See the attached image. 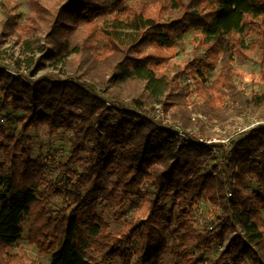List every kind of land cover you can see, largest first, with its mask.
<instances>
[{
	"label": "trees",
	"instance_id": "trees-1",
	"mask_svg": "<svg viewBox=\"0 0 264 264\" xmlns=\"http://www.w3.org/2000/svg\"><path fill=\"white\" fill-rule=\"evenodd\" d=\"M125 1L66 0L54 11L36 7L33 23L46 28L44 41L53 49L45 51L32 36L23 43L26 62L32 66L31 54L44 52L46 60L74 66L69 81L30 85L0 71L4 109L13 102L28 105L29 112L17 136L0 126L6 156L0 162V264L18 259L8 250L23 239L25 222L28 241L50 255L51 264H163L167 247L155 239L161 230L169 231L177 248L176 264H264V124L238 136L217 160L209 148L159 130L142 112L160 103L175 108L174 117L185 126L198 125L187 110L188 86L181 85L191 76L212 103L210 109L196 108L207 118L223 112L227 98L235 114L264 113V94L249 97L239 90L235 78L242 75L233 66L251 50L264 59V0H145L139 8H124ZM109 15L111 27L99 29L98 20ZM7 17L6 34L19 21ZM81 27L89 28V37L72 52L84 56L75 66L70 41ZM191 31L203 55L171 64L179 41ZM90 58L93 64L85 67ZM98 92L120 106L106 107ZM126 100L137 111L123 108ZM41 127L51 137L62 129L75 135L68 160L57 168L55 194L64 201L57 211L41 191L48 166L35 158L29 135ZM253 179L259 190L249 188ZM203 199L221 210L206 232L197 228L196 205ZM110 217L121 223L117 232ZM229 234L226 248L209 260L206 253Z\"/></svg>",
	"mask_w": 264,
	"mask_h": 264
},
{
	"label": "rangeland",
	"instance_id": "rangeland-1",
	"mask_svg": "<svg viewBox=\"0 0 264 264\" xmlns=\"http://www.w3.org/2000/svg\"><path fill=\"white\" fill-rule=\"evenodd\" d=\"M66 0H0V71L11 74L12 76L21 78L24 82L30 85H35L44 80H50L55 83L67 82L74 73V66L70 69L59 64L52 59L46 60L44 58L45 53L37 51L32 53L33 65L28 66L26 62V56L23 55V43L26 40L37 36L41 40L45 51L52 50L53 47L44 41L47 36V30L44 26L37 27L33 23V19L36 18V7L41 6L49 11H54L60 8ZM118 0H109L111 4H115ZM145 0H126L124 2V8L130 7H141L142 2ZM3 7V8H2ZM8 7V8H7ZM157 7V5L153 6ZM7 8V12L6 9ZM7 15H16L19 17L16 31L10 30V33L6 34ZM119 15H123L119 13ZM114 15H109L105 18L98 20L97 27L103 29L105 27H111L110 20ZM34 29V30H33ZM88 27H81L76 32L70 41V60L73 65L77 66L83 62L82 53H72L76 46L87 45L88 42ZM198 35L191 31L185 34L179 41L175 57L171 59V64L184 65L188 62L194 61L198 56L203 55L205 48L197 47ZM199 39V38H198ZM105 44L104 39L99 40V48H102ZM172 52L168 54L171 55ZM17 60H20L21 65H17ZM93 64L92 58L85 62V67H90ZM20 66V67H19ZM234 69L238 71L242 78H235V83L239 90L245 92L249 97L254 94H264V59L257 50H251L247 58L236 57L233 63ZM222 66L219 65L216 71L212 73L211 81H215L218 78L219 71ZM73 72V73H72ZM181 85L186 87L190 91L189 107L188 111L192 117V120L199 122L196 126H185L182 119H176L174 117L175 108L166 109L163 104L156 103L151 109H143V113L154 115L153 112L158 110L160 120L162 122L173 125L181 124L185 130L195 129L200 136L206 138H217L222 141L218 145V148H223L219 153H212L213 157L217 160H222V157L228 155L230 149L228 148L229 140L232 137H238L249 129L253 128L259 122H264V113H243L235 114L234 107L231 104L230 98L223 101L222 109L223 112H218L217 117L214 119L207 118L202 112L197 111V107L206 106L207 109L212 107V103L208 105L206 98L201 91L198 90L195 80L191 77H185L181 80ZM3 85H0V126H4L9 129L12 135L17 136L22 129L23 117L29 116V112L26 107H17L13 102L10 103V110L4 109L3 104ZM99 96L106 107H116L118 104L103 95L102 92L96 94ZM212 96H216L212 94ZM129 101L123 102V108L126 110L137 111V109L131 108ZM158 106V107H157ZM43 112L45 110L41 108ZM41 110V111H42ZM155 110V111H154ZM79 112V111H78ZM141 113V111L138 110ZM8 119H4V117ZM112 117L109 115L107 119L110 120ZM29 135L34 141V156L35 158L42 157L44 162L48 166V172H46L47 182L43 184L41 191L44 196L48 199L54 210H61L63 208V198L60 195L55 194L56 190H59L57 183L58 178V166L68 160V155L72 149L73 142L75 141V135L71 130L62 129L55 136L51 137L48 133L47 127H41L39 129H31ZM202 136V137H203ZM210 150V149H209ZM212 152V151H211ZM6 156L0 150V162H4ZM213 163V162H212ZM251 190H259L256 181L253 179L248 184ZM169 202L170 199H167ZM197 212V228L200 232L209 231L210 225H216L217 219L220 215L221 210L215 208L211 202L207 199H203L196 205ZM109 222L113 231L117 232L120 228L121 223L116 221L114 218H109ZM202 222V223H201ZM30 224L24 223L23 239L16 245L12 246L8 252L12 256H17L11 264H51L50 255L40 254L35 245L28 241V231ZM232 235L229 234L223 245L214 246L210 251L206 253V257L209 260L218 258L220 253L226 248ZM157 245L163 244L167 247V255L164 258L163 264H176L178 260L177 248L175 244L169 239V231L161 230L156 234ZM191 251L195 250L194 245H190ZM116 264V263H111Z\"/></svg>",
	"mask_w": 264,
	"mask_h": 264
},
{
	"label": "built area",
	"instance_id": "built-area-1",
	"mask_svg": "<svg viewBox=\"0 0 264 264\" xmlns=\"http://www.w3.org/2000/svg\"><path fill=\"white\" fill-rule=\"evenodd\" d=\"M159 108L160 107H158L157 111L154 110L155 113L153 112L154 115H152V116H150L149 114H145L149 118V120L151 122H153L155 126H157V128L159 130H165V129L171 130L174 133H176L184 143H194V144H197L198 146H201V147H207L212 151V153H216V152L219 153L220 151L223 150V148L219 149L218 145H216V144L222 143V141H220L217 138H206L203 135H202L203 136L202 137V136H200L201 134L199 135V133L195 129L185 130L181 124H179V125H177V124L176 125L175 124L168 125V124L162 122V120H160V115L158 114ZM260 124H264V122H259L258 124H256V126H258ZM256 126H254L253 128H255ZM253 128H251V129H253ZM251 129H249V130H251ZM236 138L237 137H232L229 140V142L227 141L228 148L230 150L232 149L233 142ZM229 196H231V194H229ZM212 229H213V225H210L209 231Z\"/></svg>",
	"mask_w": 264,
	"mask_h": 264
}]
</instances>
